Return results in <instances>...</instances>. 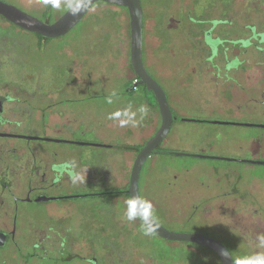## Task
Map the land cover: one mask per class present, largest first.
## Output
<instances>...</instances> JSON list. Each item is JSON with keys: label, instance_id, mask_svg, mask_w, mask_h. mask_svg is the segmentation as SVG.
Segmentation results:
<instances>
[{"label": "flooded vegetation", "instance_id": "1", "mask_svg": "<svg viewBox=\"0 0 264 264\" xmlns=\"http://www.w3.org/2000/svg\"><path fill=\"white\" fill-rule=\"evenodd\" d=\"M8 3L16 5L47 23H54L69 9L68 7L61 15L53 16L51 3L44 5L42 14L28 11L14 1ZM229 3L231 2L229 1ZM105 4L111 3L105 2ZM215 4L213 7L215 11H218L216 8L220 9V7L217 3ZM228 5L222 8L224 14L229 9ZM171 20L180 22L178 19L172 18ZM191 21L200 28V31H203L200 36L202 38L201 48H204V52H208L204 61L200 62L196 68V72H199L198 78L194 79L191 84L204 85L203 90L205 86H208L209 91H211V98L204 94L211 102L208 110L210 112L216 111L225 116L221 117L222 119L219 121L232 122L221 125L242 126L247 130L225 131L219 126L207 134L208 140L199 147L198 151L199 155L207 157L199 158L218 159L227 162L224 165L207 164V166L199 169L201 174L198 170H193L194 175L209 173L210 178L207 183H190L186 180L189 178L180 177L179 173L172 179L166 170L167 168L170 169L173 164L168 165L166 163L168 165L166 168L163 161L161 166L166 174L159 173L160 176L156 179H153L152 176L146 179V181L150 180L148 187L149 191H152L148 194L149 191L144 189L146 184L143 185L146 163L142 174L140 192L142 198L144 197L143 189V191H147V197L153 196L161 190L183 193L182 196L189 194L196 200L193 205L194 210H191V214H194L193 217L199 218L208 214V218L211 219L244 220L242 223L246 234H244L245 242H242V247L238 245L239 243L226 241L218 233V237L216 236L214 228L220 229L217 228L219 223L215 222L212 227L208 226L211 230L202 229L201 231L208 235H210L207 233L208 231L214 233L213 237L227 247L236 264L238 254L235 252V248L240 249V259L255 254H264V246H261L257 239L258 236L264 235V167L261 170L257 168L255 170L254 167L250 166L254 164L264 166V127L246 125V123L264 124V77L251 76L246 65L249 55H254L257 51L264 59V24L259 20L243 22L240 19L230 18H199L190 19ZM207 25L209 26L208 29L206 28ZM33 34L42 41L39 37L40 34ZM252 48L255 50L254 53L251 51ZM235 50L238 51L237 54H234ZM222 62H224L223 65H220ZM145 66L162 84V80L155 71L146 64ZM181 75L183 74L181 73ZM206 75H209V81L206 82L209 85L204 83ZM139 80L140 77L133 69V76L122 91L124 94L131 95L125 104L156 109L162 123L158 102L155 103L154 92L145 83L137 84ZM144 84L148 91L142 88ZM134 85L135 87H133ZM92 86H95L92 81L76 87L71 82L65 90L61 89L64 90L62 92L60 89L42 92V90L30 91L24 88L22 84L12 83V81L0 83V264H99L96 257L88 259L84 254L89 244L87 242L88 235L85 239L86 237L78 236L75 233L77 231H72L73 226L69 225L71 221L69 217L73 212L70 213L69 207L66 206H54L57 202L64 203L74 198L53 199V197L81 194L80 191L70 190L71 187L83 185L90 177L87 174V168L81 165L84 159V156L81 155L82 152L76 150V146L72 147V145L93 146L111 150L121 149V151H131L136 154L139 152L127 149L131 144H120L116 142L117 140L104 142L101 138H97V140L88 141L74 137V132L84 134L88 130H92V128L87 127L86 121L89 108L86 104L79 103V101L88 98L87 91L91 90ZM162 86L165 89L163 84ZM136 91H139V94L134 96ZM61 93H64V99H60ZM170 99L171 101L168 95L173 114L178 118H188L185 115H178L174 111V107L178 104H174L172 94ZM72 103L74 104L72 105ZM175 121L186 120L178 119ZM174 122L169 134L154 150L155 154L153 152L152 157L173 154L170 153L173 151L183 152L171 149L164 143L174 133ZM84 125L86 127L84 131L80 130ZM253 128L262 129L255 131ZM147 141L141 145H145ZM95 143L102 145H94ZM226 152H229L230 155L224 156ZM244 165L248 168L246 169ZM185 168L187 166L181 163L176 164L171 169L182 172ZM245 169L253 173L256 179H243L246 173ZM220 176L225 177L226 180L219 181L217 177ZM190 180L194 182L192 179ZM129 185L130 181L126 189L110 188L109 190L124 191L115 195L124 194L130 198L129 194L125 192ZM254 188L258 194L253 197L251 192V195H248V192ZM193 191L195 192L192 193ZM187 192L188 194H186ZM153 214L166 225L161 219V215H158L154 208ZM65 219H67L65 223L59 222ZM175 230L193 231L191 227ZM117 232L120 231L117 230ZM61 237L66 240L64 246ZM187 243L191 244L188 246H194L192 245L194 243ZM85 244L87 245L85 246ZM112 244L105 242L102 246L111 250ZM195 246L214 253L223 264L220 256L214 250L200 244ZM179 257L182 258L181 255ZM121 262L123 261L114 260L111 264H120ZM180 263L181 259L178 258L175 264ZM101 264L110 263L107 258H104Z\"/></svg>", "mask_w": 264, "mask_h": 264}, {"label": "rangeland", "instance_id": "2", "mask_svg": "<svg viewBox=\"0 0 264 264\" xmlns=\"http://www.w3.org/2000/svg\"><path fill=\"white\" fill-rule=\"evenodd\" d=\"M6 1H14L28 9V11L38 14L44 12V5H46L43 0ZM74 1L54 0L51 3L53 5V16L61 15L67 10L68 5ZM229 1L143 0L145 54H143V58L145 64L154 70L162 80L170 101V95L172 94L174 104H178L176 107L179 106L178 108L173 106L174 111L178 115L211 120H220L222 119L221 117H225L216 111L210 112L208 110L211 102H209L207 96H204V94H207L211 98V91H209L208 86H205L206 88L204 87L203 90L204 85L191 84L194 79L198 78L199 72H196V68H198L200 62L204 61L208 52H204V48H201L202 38L200 36L203 31H200V28L196 24L194 25L192 21L190 22V19L230 18L240 19L243 22L259 20L264 24V0ZM215 3L220 7V9L216 8L219 12L215 11L213 7ZM95 4L85 15V18L67 34L58 38H49L47 42L39 40L32 32L14 26L0 16V83L12 81V83L22 84L24 88L30 91L42 90V92H46V90L60 89L62 92L71 82H73L74 87L81 86L82 83L88 84V73H101L106 68L109 73L113 70L111 76L108 74V76L114 77L110 88L106 86L107 84L104 85L100 81H96L97 91L91 90V95L87 99L79 101L82 104L92 105L88 106L89 111L86 114L87 127L90 128L95 127L98 124V120L99 123H102L104 119L111 120L108 118L110 113L127 107L125 103L131 98V95L122 92L124 89L123 82L133 76L131 48H129L131 47V28L128 9L115 5H104L105 2H97ZM227 5L229 9L224 14L222 8ZM215 6L217 5L215 4ZM172 18L178 19L180 22L171 20ZM206 28L208 29L209 26L207 25ZM128 42L130 46L126 48ZM116 48H119L118 57L115 56ZM251 51L254 53V48ZM237 53L238 51L235 50L234 54ZM111 54H114L112 56L114 61L109 60L108 63L103 65L102 61ZM93 57L95 59L98 58V66L93 64ZM223 63H220V65H223ZM246 65L251 76L264 77V71H262L264 69V59L263 57L261 58L258 51L254 55H249ZM181 70L182 72H180ZM208 81L209 75H206L204 83ZM206 84L209 85L208 83ZM114 92L116 95H112ZM63 94L61 93L60 99H64ZM136 94H139V91H136L134 96ZM153 111L157 112L156 109H153ZM153 111L150 112L151 116L154 114ZM219 126L224 128L223 130L225 131L238 132L247 130L242 126L175 121L173 126L174 133L169 137V139H173L169 142L168 147L187 154H163L155 155L154 157L151 155L144 171L143 185L146 184L147 186L144 189L149 191L148 184L150 180L146 181V179L151 178V176L156 179L160 176L159 173L163 175L166 172H169V176L172 179L179 173L180 177L189 178L186 180L190 183H207L210 178L209 173L194 175V171L198 170L199 172V169L205 165L207 166V164L224 165L227 162L210 158L202 159L193 154L199 153V147L208 140L209 136L207 134L213 128ZM85 128L84 125L80 130L84 131ZM261 129L253 128L255 131H261ZM73 134L75 138L88 141L99 138L97 132L93 129L88 130L84 134L79 132H74ZM140 137L141 133H137V142ZM149 139H144L140 143H144ZM75 146V149L81 151V155L84 156L81 165L87 168V174L90 177L83 185L71 187L70 190H77L83 193L106 191L110 188H127L137 156L136 153L121 151V149L111 150L93 146L72 145V147ZM229 155V152H226L224 156ZM163 161L165 162L164 164H173L171 168L181 163L187 168L183 169L182 172H178L171 168L168 169L166 164L167 170L164 172L161 166ZM250 166L254 167L255 170L256 168L261 170L264 167L255 164ZM245 168L247 169L248 167L245 166ZM188 170L190 171L188 172ZM199 173L201 174V172ZM248 178L256 179L253 173L246 170L243 179ZM217 179L219 181L226 180L222 176L217 177ZM256 182L258 183L259 181ZM194 189L196 190L197 188ZM143 190V198L150 201L154 210L158 212V215H161V219L169 228L188 229L191 227L193 231L201 232L202 229H210L208 226L212 227L213 223L216 222L220 224L217 227L220 229L214 228L217 237L218 233L226 241L239 243L240 247H242V242H245L244 234L246 233L242 223L244 220L211 219L208 218V214H204L199 218L193 217L194 214H191V210H194L193 205L196 200L192 195L189 196L188 192L186 193L188 195L182 196L183 193L161 190V192L158 191L153 196L149 195L147 197V191ZM150 192L152 191H149L148 194ZM251 192L253 197L258 194L255 188L250 190L248 195H251ZM127 199L129 197L124 194L79 197L64 203L57 202L54 206L70 208H68V211L70 213L73 212L69 217L71 218L69 225L73 226L72 231H77L75 233L80 237H86L85 239H87L88 235L87 242L89 244L84 254L88 259L96 257L99 260V264L102 263V260L104 261V258H107L110 264L114 260L123 261L120 264H175L174 260L170 259V257L175 255H178V257L182 256V258L179 257L181 259L180 264H221L214 253L201 247L186 246L185 248L190 250V253L182 255L183 245L181 243L165 242L164 239L157 235L155 236L154 233L150 236L144 235L140 219L133 221L126 219ZM66 220L59 222L65 223ZM117 230L120 232L118 233ZM207 233L210 236L212 235V237L214 235V233L209 231ZM157 240H162V244L155 243ZM65 242V238H62L63 246ZM105 242L113 243L111 250L102 246ZM235 252L238 254L237 258L239 260L240 249L235 248Z\"/></svg>", "mask_w": 264, "mask_h": 264}, {"label": "water", "instance_id": "3", "mask_svg": "<svg viewBox=\"0 0 264 264\" xmlns=\"http://www.w3.org/2000/svg\"><path fill=\"white\" fill-rule=\"evenodd\" d=\"M104 1L113 5L122 6L128 8L130 14V28H131V64L132 67L140 77L138 83H145L149 89H151L158 102L159 110L162 116V123L160 128L150 137V139L141 148L136 156L134 165L130 176L129 188L125 191L132 196H141L140 184L142 174L147 163V160L152 155L154 150L164 141L169 134L173 122L178 119L186 121H202L213 122L219 124H231L228 121H206L198 120L194 118H178L176 117L170 107L168 101V94L162 84L148 71L145 66L143 54H144V7L143 0H77L73 6L80 3L85 8L84 11L78 15L73 16L68 9L57 21L54 23H47L40 18L28 13L27 11L10 4L3 0H0V15L11 23L17 25L32 33L40 34L49 38H58L67 34L77 23L86 15L90 8L97 2ZM135 87V85L133 86ZM250 126H261L264 124H247ZM84 144V143H83ZM102 145V144H94ZM176 155H185L184 152H170ZM198 157H207L204 155L193 154ZM120 190H106L98 192H88L81 194H72L68 196L53 197L58 198H79V197H98L123 193ZM48 198V197H45ZM49 199V198H48ZM155 216V215H154ZM155 231L159 237L171 241V242H191L206 246L214 250L221 258L223 264H235L230 251L227 247L218 239L198 231H179L171 229L164 225L156 216Z\"/></svg>", "mask_w": 264, "mask_h": 264}, {"label": "crops", "instance_id": "4", "mask_svg": "<svg viewBox=\"0 0 264 264\" xmlns=\"http://www.w3.org/2000/svg\"><path fill=\"white\" fill-rule=\"evenodd\" d=\"M104 5H112V4H104ZM115 6H117V5H115ZM129 46L130 45L128 42V46L126 45V48ZM129 48H131V47H129ZM116 51H115V56L118 57L119 56V48L118 49L116 48ZM112 56H114V54H111L108 58L105 57V60H104L105 62L102 61L103 65L108 63L109 60L114 61L113 60L114 58ZM92 59L94 62L93 64L98 66V63H99L98 58L95 59L93 57ZM102 68L104 69V67H102ZM112 72H113V70H111L110 73L107 72V68H106V69H104V72H101V73L100 72L88 73V78H87L89 80L88 83H91V81H92L95 84V86H92L91 90H94L95 92L97 91L96 81L97 82L100 81L104 85L107 84L106 86L110 88L112 85V79L114 78V77L113 78L110 77ZM91 74H92V76H90ZM108 74L110 76H108ZM130 78L124 80L125 81V82H123L124 86L126 85L128 80H130ZM119 79L123 80L121 78H119ZM91 90L89 89V91H87L88 97L91 95L90 94ZM87 106H92V105H87ZM104 106H107V105H104ZM116 106H118V105H116ZM125 106L128 107L129 105L125 104ZM127 107H125V108H127ZM131 107L133 110H136L139 106L138 105H131ZM144 108L146 109V112L143 114V119L140 120V123L136 127H132L131 125L126 126V127H119L118 121L116 122V121L104 119L102 123H99V120H98V124L95 127H91V128L96 130L98 137L101 138L104 142L105 141L106 142H111V141L115 142L114 140H117L116 142L121 143V144H131V145L142 144L140 142L144 139L146 140V139L150 138L156 132V130L159 128L160 123H161L159 114L157 112L153 111L154 108H149V107H144ZM151 111L154 112V114L152 116L150 113ZM140 115H141L140 113L137 114V119H140ZM137 133L138 134L141 133V137H140L138 142L136 141V134ZM132 139H134V140L132 141ZM172 139L166 140L165 145L168 146L169 142Z\"/></svg>", "mask_w": 264, "mask_h": 264}, {"label": "clouds", "instance_id": "5", "mask_svg": "<svg viewBox=\"0 0 264 264\" xmlns=\"http://www.w3.org/2000/svg\"><path fill=\"white\" fill-rule=\"evenodd\" d=\"M45 4L53 3L54 0H43ZM58 6V5H55ZM69 10L73 16L78 15L80 12L84 11L85 8L82 7L80 3L68 5ZM112 95H116L114 92ZM111 102V101H109ZM146 109L141 106L136 110H133L131 105L123 110H116L109 114L108 118L113 121H118L119 127H126L131 125L132 127L138 126L140 120L143 119V114ZM140 113V119H137V114ZM126 219L128 221H133L140 219L142 221V231L144 235H152L155 229L156 218L153 214V207L150 201L141 198L137 195L132 196L126 201ZM261 246H264V235L257 237ZM236 264H264V254H255L242 259L237 260Z\"/></svg>", "mask_w": 264, "mask_h": 264}, {"label": "trees", "instance_id": "6", "mask_svg": "<svg viewBox=\"0 0 264 264\" xmlns=\"http://www.w3.org/2000/svg\"><path fill=\"white\" fill-rule=\"evenodd\" d=\"M121 7V6H120ZM126 8V7H125ZM128 9V8H127ZM1 16V15H0ZM4 18V17H3ZM12 25H14V26H17V25H15V24H12ZM39 35V34H38ZM39 37L42 39V41H48L49 40V37H42L41 35H39ZM142 88H144V90H146V91H148L147 90V88H146V86H145V84L142 86ZM155 96V95H154ZM153 96V97H154ZM154 99H155V97H154ZM155 103L157 104V100L155 99ZM144 145H141V144H138V145H134V146H131V145H129L128 147H127V149H129V150H135V151H137V152H139L140 150H141V148L143 147ZM163 153H166V152H163ZM153 154H155V152L153 153ZM154 233V232H153ZM165 240V239H164ZM162 241V240H161ZM161 241H159V240H157V242H155V243H159V244H162V242ZM168 240H165V242H167ZM169 242V241H168ZM171 242V241H170ZM178 243H181V245H183V249L181 250V253H182V255H184L185 253H190V250H187L185 247L186 246H188V245H191V244H189V243H187V242H178ZM192 245H196L195 243L194 244H192ZM178 255H175V256H172V257H170V259H172V260H174V263H176L177 261H178Z\"/></svg>", "mask_w": 264, "mask_h": 264}]
</instances>
